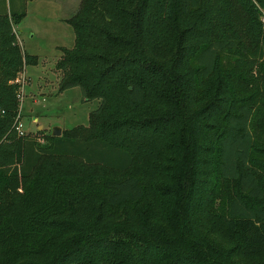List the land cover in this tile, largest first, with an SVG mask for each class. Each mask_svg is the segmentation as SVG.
Returning a JSON list of instances; mask_svg holds the SVG:
<instances>
[{"label":"trees","instance_id":"16d2710c","mask_svg":"<svg viewBox=\"0 0 264 264\" xmlns=\"http://www.w3.org/2000/svg\"><path fill=\"white\" fill-rule=\"evenodd\" d=\"M261 5L81 0L59 84L101 102L43 142L0 12V264H264Z\"/></svg>","mask_w":264,"mask_h":264},{"label":"rangeland","instance_id":"374dc122","mask_svg":"<svg viewBox=\"0 0 264 264\" xmlns=\"http://www.w3.org/2000/svg\"><path fill=\"white\" fill-rule=\"evenodd\" d=\"M80 2L0 0V12L23 13L15 24L19 43L29 55L38 57V63L26 65L23 72L26 80L21 85L20 111L23 129L30 134L40 133L41 142L43 130L89 124L91 112L101 102L100 98L86 99L80 86L60 89L57 62L63 49H72L76 42L75 30L66 19L78 10ZM261 18L264 20V5Z\"/></svg>","mask_w":264,"mask_h":264},{"label":"built area","instance_id":"2783aa9c","mask_svg":"<svg viewBox=\"0 0 264 264\" xmlns=\"http://www.w3.org/2000/svg\"><path fill=\"white\" fill-rule=\"evenodd\" d=\"M18 81H20L21 82V84H23V82L26 80V78L24 77V73H22L19 77H18V79H17ZM21 92H22V90H21ZM22 99V98H21ZM21 119H22V116H21V114L17 117V123H16V129H17V131L19 132V134H25L26 133V131L23 129V123H22V121H21Z\"/></svg>","mask_w":264,"mask_h":264},{"label":"water","instance_id":"95a60500","mask_svg":"<svg viewBox=\"0 0 264 264\" xmlns=\"http://www.w3.org/2000/svg\"><path fill=\"white\" fill-rule=\"evenodd\" d=\"M62 126H54L52 129V134L54 135H61L62 134Z\"/></svg>","mask_w":264,"mask_h":264},{"label":"crops","instance_id":"0c3cea01","mask_svg":"<svg viewBox=\"0 0 264 264\" xmlns=\"http://www.w3.org/2000/svg\"><path fill=\"white\" fill-rule=\"evenodd\" d=\"M15 31H16V29H15ZM17 32V31H16ZM37 118V117H36ZM43 127V125H40V128H42ZM63 128V127H62Z\"/></svg>","mask_w":264,"mask_h":264}]
</instances>
